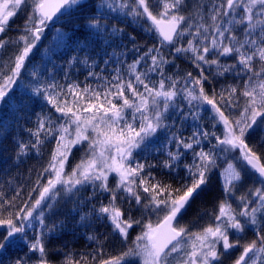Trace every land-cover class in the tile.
I'll list each match as a JSON object with an SVG mask.
<instances>
[{"label":"snow or ice","instance_id":"1","mask_svg":"<svg viewBox=\"0 0 264 264\" xmlns=\"http://www.w3.org/2000/svg\"><path fill=\"white\" fill-rule=\"evenodd\" d=\"M86 3L87 0H0V34L22 7L31 8L22 34L16 38L22 47L8 66V73L0 72V113L5 109L27 110L35 103V96L42 95L59 114L55 120L51 113L41 115L36 129L28 130L34 141L17 142V159L30 150L39 154L49 137L55 140V147L47 164L37 173L27 199L17 205L20 189H16L11 199H5L0 192V233H3L0 252L23 240L29 252L39 253L33 264H50L45 240L56 225L45 224L46 212L55 208L61 193L75 195L90 187L89 200L105 194L108 200L107 203L100 201L99 207L93 205L90 212L81 215V223L91 221L92 217L107 222L111 234L125 243L134 226H142L141 231L132 246L118 256L103 259V251L99 249L94 250L91 261L87 257L73 260L69 256L62 264H134L135 258L140 264H170L173 259L176 264H222L221 257L237 247L243 250L234 264H257L255 257L264 253V153L250 146L247 137L258 123H264V0H207L206 5L189 15L181 13L184 0H157L159 10L155 13L150 0H119L118 4L115 0H96L95 14L83 12ZM116 8L133 22L146 25L145 31L153 33L159 45H167L170 55L187 58L197 74L165 76L164 65L172 61L161 48L153 45L140 53L134 44L133 50L138 55L127 65V78L116 69L117 74L99 86L103 91L90 85L81 88L75 82L65 90L55 82L41 81V72L35 67L31 95L18 83L21 69L42 38H46L49 22L54 25L59 16H70L81 10L77 18L84 19L89 35L83 45L79 40L74 41L78 46L74 51H80L97 36L108 41L123 31L115 26L108 29L101 23L105 9ZM67 39L71 37L57 29L50 44L55 48ZM4 46L6 41L0 39V47ZM116 55L114 50L112 56ZM221 58L231 59L233 63L222 64ZM79 62V55L68 61L69 65ZM142 65L146 66L145 71L139 70L138 66ZM156 72L160 79L152 81L150 74ZM88 75L96 74L89 72ZM226 75L243 81V87L226 85L218 92L213 81ZM237 110L238 116L234 115ZM202 111L209 113L213 129L222 127V135L199 124L189 137L181 136L179 130L171 132L176 127L173 113L181 122L189 116L199 121ZM3 123L0 120V127ZM162 130L171 132L168 142L175 145V151L166 150L167 158L161 161V167L178 169L185 155L191 152V162L183 166L186 176L178 187L158 181L152 183L155 177L151 169L156 166L140 162L134 155L137 150L153 147L154 138ZM204 142L209 145L207 151ZM85 144L87 147L79 162L67 172L73 148ZM218 161L224 162L225 167L221 168ZM215 170L222 179L224 199L216 206L214 224L189 233L187 227L177 226L178 218L205 190ZM246 172H251L260 186L237 198L236 186ZM113 173L116 183L110 187L109 176ZM45 176L46 183H42ZM230 198L236 199L239 211L233 208ZM125 203L127 207H123ZM135 212L140 216L136 217ZM161 213H164L162 217ZM152 215L156 216L155 223L150 218L145 221V217ZM36 223L41 226L40 231L29 240L27 232ZM246 228L254 230L255 240L244 245L239 239L230 241V232L240 236ZM14 264H26V260L21 257Z\"/></svg>","mask_w":264,"mask_h":264},{"label":"trees","instance_id":"2","mask_svg":"<svg viewBox=\"0 0 264 264\" xmlns=\"http://www.w3.org/2000/svg\"><path fill=\"white\" fill-rule=\"evenodd\" d=\"M95 3L96 0H87L83 12L95 14L96 8L93 6ZM115 3L118 4L119 0H115ZM206 4L207 0H184L181 13L189 15L194 13L201 5ZM150 5L154 13L159 10L157 0H150ZM203 10L206 12L207 8L204 7ZM30 11V7H23V11L9 21L6 31L0 34V39L6 41V46L0 47V72L4 74L8 73V66L18 53L19 48L22 47V44L18 45L16 43V38L22 34ZM105 13V17L101 18V23L106 24L108 29L115 26L123 31L114 37H109L108 41L97 36L92 39L91 43H88L86 48L80 51H74L78 47L74 41L79 40L81 45H83L87 43L86 38L89 35L84 28V19L77 18L81 16V10L78 9L70 16H59L58 21L54 25L52 23L49 24L50 27L45 29L46 38H42V41L38 43V47L33 50L29 60L26 61L25 67L21 69L18 83L25 90H28L31 95L30 89L34 86L32 83L34 80L32 71L35 67L41 72V81L46 83L55 82L64 86L65 90H67L68 84L75 82L81 88L85 85H90L94 89L103 91V87L99 86L105 85L108 80H111L117 74L116 69L119 68L121 73L127 78V65L131 64L138 55L133 50L134 44L139 47L140 53L147 51L153 45L161 48L163 54L172 61L170 64L164 65L165 76L175 78L177 76L183 77L188 72H192L194 76L197 74L196 69L187 58L182 55L173 57L170 55V49L167 45H159L158 38L153 33L145 31L146 25L141 22H133L132 18L126 16L119 8L115 10L105 9ZM57 29L64 32L66 36H70L71 39H67L59 46L53 48L50 41H52ZM132 37L135 39L133 40ZM114 50L117 53L116 56H112ZM76 55L80 56V62L69 65L68 61ZM85 57H87V60H85ZM209 58L211 59L212 57ZM105 61H108V63H105ZM220 63L230 64L233 61L221 58ZM138 67L140 71L146 70V66ZM89 72H93L96 75L89 76ZM66 73L67 76L65 75ZM150 76L152 81L160 79L159 72L151 73ZM209 78L211 79V76ZM213 83L218 92L226 85L243 87V81L233 79L232 75L218 78ZM209 95H211V92H209ZM186 110L187 108L185 107ZM49 113L52 114L53 120L59 116L46 103L42 95L35 96V103L30 104L27 110L9 111L5 109L0 113V120L4 122L3 126L0 127V192L3 193L5 199H11L16 194V189H20L21 197L16 201L17 205L20 204L22 199H27V193L37 179V173L47 164L50 158L51 151L55 147V140L49 137L40 147L39 154L35 150H30L27 155L19 159H17V142L27 143L30 140L34 141V137L30 136L28 130H35L39 117ZM234 115L238 116L239 111L237 110ZM172 116L176 119V127L172 128L171 132L179 130V134L183 137L191 136L197 124L208 131H215L217 135H222L221 126L216 129L211 127L212 121L206 111L200 113L201 118L199 121H193L192 117L189 116L187 120L181 122L179 118H176L175 113ZM171 122L172 120L170 119L168 123L171 124ZM171 132L167 130L158 132L154 138L155 144L153 147L146 151L137 150L134 155L136 160L156 166L151 169L152 175L155 177L152 183L158 181L162 184H171L173 187H178L181 179L186 176L183 166L185 163L191 162V152L185 155L178 169L169 170L161 167V161L167 158L166 150L175 151V145L168 142ZM262 140H264V123H258L248 135L247 141L250 146H255L258 153H264ZM212 143L215 144L216 141L213 139ZM86 147L87 145L85 144L83 147L79 146L72 150L66 165L67 172H71L72 167L79 162ZM204 147L207 151L209 147L207 142H204ZM157 149H160V151H157ZM218 163H220L221 168L225 167L224 162L218 161ZM145 175H147V170ZM46 180L47 177L45 176L41 182L46 183ZM115 183L116 178L114 176L109 177V186L114 187ZM259 186L258 179L251 172H246L243 181L236 186L235 197L238 198L245 195L249 189L254 190ZM35 195L34 193L33 199ZM91 195L92 190L90 187L81 189L75 195L65 196L61 193V196L57 198L58 202L55 208L51 212H46L45 224L56 225L55 231L48 233L45 240L47 259L50 264H62L69 256L73 260L87 257L91 261L92 255L95 254L94 250L99 249L103 251V259L118 256L132 246V241L140 233L142 226H134L130 230L128 241L125 243L119 237L111 234V228L107 222L96 221L95 217H92L91 221L81 223V215L90 212L93 205L99 207L100 201L107 203V194L104 196L97 195L95 199L89 200L88 197ZM249 198L251 199V197ZM223 199L224 195L222 193L219 171L215 170L211 174L205 190L191 202L186 211L178 218L177 226H185L189 233H195L200 232L209 224H214V216L217 212L216 206ZM230 202L233 208L239 211L240 206L237 204L236 199L230 198ZM123 207H127V204L125 203ZM163 214H160L161 217ZM6 215L5 213V217ZM134 215L139 217L140 213L135 212ZM149 218L153 223L156 222L155 215L145 217V221ZM40 227L36 223L34 229L28 230L27 236L29 240L40 231ZM262 234H264V230H262ZM0 235H3V233H0ZM93 236L96 237L95 240L89 239V237ZM229 239L230 241L239 239L241 245H244L255 240L256 235L253 229L246 228L240 236L230 232ZM25 244L26 242L21 240L18 244L0 252V264H14L21 257L26 260V264H33L39 253L33 255L28 251ZM242 250V247L230 250L229 253L221 257L222 264H233L235 259L240 256ZM26 253L27 256L25 255ZM262 258H264V253L260 255L258 264H261ZM137 260V258L134 259V264H139Z\"/></svg>","mask_w":264,"mask_h":264},{"label":"rangeland","instance_id":"3","mask_svg":"<svg viewBox=\"0 0 264 264\" xmlns=\"http://www.w3.org/2000/svg\"><path fill=\"white\" fill-rule=\"evenodd\" d=\"M23 11V7L21 8V10L20 11H18V13L17 14H19V13H21ZM16 14V15H17ZM15 17V16H14ZM14 17L12 18V20L14 19ZM76 147H79V146H76ZM76 147H74V148H76ZM73 148V149H74ZM111 176H114V178H116L115 177V173H113V174H111L109 177H111ZM220 180H221V184H222V179H221V177H220ZM261 255V254H260ZM260 255L259 256H257V257H255V259H256V261H257V264H258V261L260 260ZM138 259V258H137ZM178 259V258H177ZM138 261V263L140 264V261H139V259L137 260ZM176 264V259H173V260H170V264ZM249 264H251V262H249Z\"/></svg>","mask_w":264,"mask_h":264},{"label":"water","instance_id":"4","mask_svg":"<svg viewBox=\"0 0 264 264\" xmlns=\"http://www.w3.org/2000/svg\"><path fill=\"white\" fill-rule=\"evenodd\" d=\"M54 19H55V17H54ZM52 22H49V24H51Z\"/></svg>","mask_w":264,"mask_h":264},{"label":"flooded vegetation","instance_id":"5","mask_svg":"<svg viewBox=\"0 0 264 264\" xmlns=\"http://www.w3.org/2000/svg\"><path fill=\"white\" fill-rule=\"evenodd\" d=\"M242 253V252H241ZM241 255V254H240ZM236 260V259H235ZM234 264V263H233Z\"/></svg>","mask_w":264,"mask_h":264}]
</instances>
